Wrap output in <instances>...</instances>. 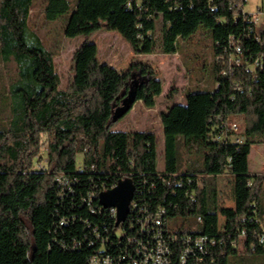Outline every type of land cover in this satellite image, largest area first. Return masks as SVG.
<instances>
[{
	"label": "trees",
	"instance_id": "1",
	"mask_svg": "<svg viewBox=\"0 0 264 264\" xmlns=\"http://www.w3.org/2000/svg\"><path fill=\"white\" fill-rule=\"evenodd\" d=\"M32 1L0 0V59L17 68L12 116L0 130V264L137 263L139 246L156 244L158 218L168 264H231L264 254V174L249 171L252 147L264 146V26L237 9L242 0L75 2L67 38L114 32L135 56L176 55L178 40L200 28L210 34L214 91L188 93L185 105L161 114L162 171L154 133L110 130L134 104L155 107L163 84L153 69L133 62L120 74L85 41L73 54L72 82L60 90L54 55L28 28ZM68 11L67 0H46L44 18ZM236 118L239 132L229 128ZM226 174L233 208L220 211L216 180ZM124 180L134 188L135 209L116 225L98 196Z\"/></svg>",
	"mask_w": 264,
	"mask_h": 264
},
{
	"label": "rangeland",
	"instance_id": "2",
	"mask_svg": "<svg viewBox=\"0 0 264 264\" xmlns=\"http://www.w3.org/2000/svg\"><path fill=\"white\" fill-rule=\"evenodd\" d=\"M69 11L55 21L44 18L46 0H33L28 28L41 40L43 46L54 55V65L60 78V90H65L73 80V54L85 41L95 44L98 60L113 67L123 74L131 63L141 62L150 66L158 80L163 84V92L156 99L155 107L147 109L142 103L134 104L132 110L123 118L114 121L110 130L113 132L147 131L157 137V170L164 168V143L161 126V114L171 105H185L188 93H211L215 85L213 80V48L210 34L200 28L188 40H178L176 55H164L157 52L153 55L135 56L128 44L116 33L98 31L89 37L79 36L67 38L64 30L76 0H67ZM261 3L259 0H248L244 12L256 13ZM264 22V16L261 17ZM160 23L156 25L159 30ZM17 79V68L13 62L4 63L0 59V130L5 128L11 119L10 85ZM170 95V97H169ZM241 127V119L232 120ZM243 129V127H242ZM41 150L47 149L46 137L41 136ZM81 157L78 156V160ZM250 173L264 174V146L258 144L253 148L249 162ZM218 190V206L220 211L232 210V177L223 175L216 180ZM264 187V186H263ZM264 192V188H263ZM264 203V193H263ZM225 217L219 216L222 226ZM183 220L176 224L180 226ZM172 228V224L169 225ZM231 264H264V254H242L230 258Z\"/></svg>",
	"mask_w": 264,
	"mask_h": 264
},
{
	"label": "built area",
	"instance_id": "3",
	"mask_svg": "<svg viewBox=\"0 0 264 264\" xmlns=\"http://www.w3.org/2000/svg\"><path fill=\"white\" fill-rule=\"evenodd\" d=\"M247 1L248 0H242L241 4L237 5V9L238 10L239 9H245L244 4ZM259 2L261 3L260 0H259ZM248 16L251 18V21H252V23L255 26H258V27L264 26V22H261V17L264 16V3H261V5L259 6L258 11L256 13L248 12ZM235 50H236L237 54H240V50L238 48L235 49ZM229 128L231 130H235L237 132H239V130H240V126L238 124H231L229 126ZM57 180L59 182L62 181L61 178H58ZM115 187H116V185L112 189H114ZM112 189H110V190H112ZM110 190H108V191H110ZM99 196H98V200H99ZM101 208H103V207L101 206ZM132 209H135V204L133 205V207H130L129 214H130V211ZM110 212L112 213V215L115 217V220H116V210H113V211H110ZM161 213L163 214V212H161ZM129 214H128V216H129ZM123 222L117 224V220H116V225H120ZM154 222H155L154 224H155L156 231H154L153 234H154V239L156 240V244H155L154 247H148L147 245H142L141 244L139 246L137 252H138V256H141L142 259H141L140 262H137V263L134 262L133 264H168L167 263V258H166V256L168 255V248L164 245V243L161 240V237H162V234H161L162 221L158 218ZM144 227L146 229L148 227V224L146 223ZM241 237H244V235H241ZM258 243L260 245H264V237H259ZM203 244H204V239L203 238H200V239L196 240V246L198 247L199 251H202ZM90 264H113V263H112V261L109 258L103 257V258H92L90 260Z\"/></svg>",
	"mask_w": 264,
	"mask_h": 264
},
{
	"label": "water",
	"instance_id": "4",
	"mask_svg": "<svg viewBox=\"0 0 264 264\" xmlns=\"http://www.w3.org/2000/svg\"><path fill=\"white\" fill-rule=\"evenodd\" d=\"M134 188L129 180L120 181L118 185L99 196L103 208H115L117 224L123 222L129 214Z\"/></svg>",
	"mask_w": 264,
	"mask_h": 264
},
{
	"label": "bare ground",
	"instance_id": "5",
	"mask_svg": "<svg viewBox=\"0 0 264 264\" xmlns=\"http://www.w3.org/2000/svg\"><path fill=\"white\" fill-rule=\"evenodd\" d=\"M117 185H118V184H117ZM117 185H116V186H117ZM132 200H133V198H132ZM130 207H132V202H131V204H130ZM104 209H109L110 211L116 210V209L113 208V207H112V208H104Z\"/></svg>",
	"mask_w": 264,
	"mask_h": 264
},
{
	"label": "crops",
	"instance_id": "6",
	"mask_svg": "<svg viewBox=\"0 0 264 264\" xmlns=\"http://www.w3.org/2000/svg\"><path fill=\"white\" fill-rule=\"evenodd\" d=\"M30 11H31V10H30ZM116 34H117V33H116ZM117 35H118V34H117ZM118 36H119V35H118ZM128 46H129V45H128ZM129 48H130V47H129ZM138 57H139V56H138ZM163 112H164V111H163ZM254 147H256V146H253V147H252L251 154H250V156H249V162H250V158H251V156H252L253 148H254Z\"/></svg>",
	"mask_w": 264,
	"mask_h": 264
}]
</instances>
